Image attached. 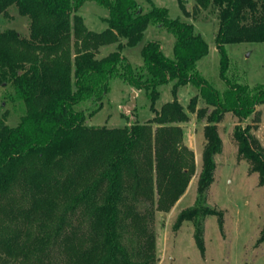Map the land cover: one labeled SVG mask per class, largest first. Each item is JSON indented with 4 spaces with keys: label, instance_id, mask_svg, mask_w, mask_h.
<instances>
[{
    "label": "trees",
    "instance_id": "16d2710c",
    "mask_svg": "<svg viewBox=\"0 0 264 264\" xmlns=\"http://www.w3.org/2000/svg\"><path fill=\"white\" fill-rule=\"evenodd\" d=\"M85 1L107 11L103 31L86 28L78 12ZM11 6L28 20V36L0 32V86L20 114L14 126L0 123V264H154L153 126L161 136L163 125L185 122L187 112L204 119L196 180L197 202H204L221 150L218 124L224 114L252 116L257 123L254 106L264 111V85L232 83L224 49L264 43V0H195L193 17L202 10L215 13L223 93L196 68L208 54L207 43L191 23L169 19L165 8L151 5L142 12L135 0H0V15L7 16ZM148 25L173 36V57L149 42L141 65L132 68L121 51L140 42ZM114 43L115 51L96 56L100 47ZM113 79L143 89L153 117L122 128L87 126L75 107L90 102L96 112ZM169 82L174 99L157 110V88ZM186 85L197 93L184 108L175 95ZM255 126L236 128L234 139L238 155L264 187V151L249 133ZM176 133L181 137L179 127ZM188 172L186 160L174 167L181 179ZM208 215L222 226L221 214L204 206L180 213L174 224L177 229L183 221L192 223L202 255V219Z\"/></svg>",
    "mask_w": 264,
    "mask_h": 264
},
{
    "label": "rangeland",
    "instance_id": "374dc122",
    "mask_svg": "<svg viewBox=\"0 0 264 264\" xmlns=\"http://www.w3.org/2000/svg\"><path fill=\"white\" fill-rule=\"evenodd\" d=\"M135 1L142 12L150 10L151 5L165 8L169 19H179L193 25L194 32L200 34L208 45V54L197 62L196 68L209 84L223 93L226 85L219 77L220 56L214 44L217 29L215 13L202 10L193 17L191 11L195 0H181L188 16L183 14L178 0ZM78 12L88 30L101 32L107 27L104 22L107 11L94 2H83ZM8 29L28 36V20L20 16L13 6L8 8L7 16L0 15V32ZM149 42H157L166 58L173 57V36L162 27L148 25L140 42L121 51L132 68L141 65L142 49ZM116 48L117 43L100 47L96 56L104 57ZM224 49L228 58L226 76L232 83L250 88L264 85V43L226 44ZM157 90L159 96L155 108L160 110L165 103L174 99L172 82L159 86ZM4 91L0 86V123L14 126L20 114L18 109L4 100ZM133 92L136 93L134 103L129 105ZM196 93L195 87L186 85L178 88L175 98L186 108L189 99ZM203 105L199 102L198 107ZM94 109L95 105L90 102L75 107V110L84 113L85 124L95 128H122L134 122L145 123L153 117L145 91L128 86L119 79L110 81V90L101 107L96 112ZM254 110L258 114L257 123L252 122V116L240 120L232 112H227L218 124L221 150L214 156L213 182L204 202L200 204L197 202L196 180L204 143V119L187 112L185 122L163 125L161 136L157 126H153L154 264H264V240H259L264 236V187L258 185V176L251 171L249 163L238 155V144L234 139L236 128L256 124L249 133L264 151L263 106L255 105ZM176 127L181 130L179 138ZM185 160L189 177L181 179L175 175L174 167ZM203 206L221 214L222 226H218L215 215L203 217L202 255L193 240L192 223L183 221L177 229L174 224L180 213Z\"/></svg>",
    "mask_w": 264,
    "mask_h": 264
},
{
    "label": "water",
    "instance_id": "95a60500",
    "mask_svg": "<svg viewBox=\"0 0 264 264\" xmlns=\"http://www.w3.org/2000/svg\"><path fill=\"white\" fill-rule=\"evenodd\" d=\"M135 94H136L135 92L132 93V98H131V101H130L129 105H132L134 103Z\"/></svg>",
    "mask_w": 264,
    "mask_h": 264
}]
</instances>
